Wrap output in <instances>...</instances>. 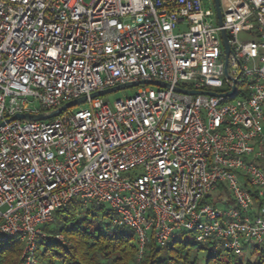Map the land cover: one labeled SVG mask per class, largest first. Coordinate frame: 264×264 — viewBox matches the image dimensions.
Listing matches in <instances>:
<instances>
[{
    "label": "built area",
    "instance_id": "obj_1",
    "mask_svg": "<svg viewBox=\"0 0 264 264\" xmlns=\"http://www.w3.org/2000/svg\"><path fill=\"white\" fill-rule=\"evenodd\" d=\"M219 2L221 26L201 0H0V244L21 243L20 264L72 200L107 205L136 264L181 233L264 252V0ZM144 81L168 88L91 99Z\"/></svg>",
    "mask_w": 264,
    "mask_h": 264
},
{
    "label": "trees",
    "instance_id": "obj_2",
    "mask_svg": "<svg viewBox=\"0 0 264 264\" xmlns=\"http://www.w3.org/2000/svg\"><path fill=\"white\" fill-rule=\"evenodd\" d=\"M113 218L110 210L105 211L95 202L70 201L41 228L47 239L37 243V264H136L137 240L128 229L114 227L109 230ZM58 235L70 246L57 244L55 237ZM22 248L18 241L0 244V264H20ZM192 249H199V246L178 242L174 246L157 248L150 239L138 264H194L190 259ZM224 258L212 253L206 258V264H264V257L258 263L232 256Z\"/></svg>",
    "mask_w": 264,
    "mask_h": 264
},
{
    "label": "rangeland",
    "instance_id": "obj_3",
    "mask_svg": "<svg viewBox=\"0 0 264 264\" xmlns=\"http://www.w3.org/2000/svg\"><path fill=\"white\" fill-rule=\"evenodd\" d=\"M90 1L91 0H85V3L88 4V3H90ZM201 1H202L203 8L205 10H209V11L214 10L212 0H201ZM209 20L211 21L210 23H214V24L216 23V18H212ZM242 39H243V36L240 35L239 40H242ZM134 91H135V89H128L125 91L116 92L114 94L103 97V99L112 108V105L116 100L124 99L125 97H130L134 93ZM75 108H76V110L79 108L83 109V108H87V106L86 105H80L79 107H75ZM217 196H218L217 192L211 194L210 195V202L219 203V201L217 200ZM227 196H229L228 193H226V197ZM229 203H230V201H229ZM102 206H103V209L105 211H109V207L107 205H102ZM218 206H220V205H218ZM103 229H106V226H103ZM113 229H115L114 226L110 225L109 230H113ZM176 239L178 240L179 243H190L191 245L195 244L194 243V235H192V234L181 233V234H178L176 236ZM22 252H23V248H22ZM243 252H244L243 259H241V260L244 262L258 263V262L262 261V259L264 257V252L260 253V252L252 250L251 248H245V249H243ZM212 253H213L212 247L199 246V249H192L191 250V254H190L191 262H193L194 264H206V258ZM219 255H220V258L225 259L224 254L220 253ZM20 259H21V257H20Z\"/></svg>",
    "mask_w": 264,
    "mask_h": 264
},
{
    "label": "water",
    "instance_id": "obj_4",
    "mask_svg": "<svg viewBox=\"0 0 264 264\" xmlns=\"http://www.w3.org/2000/svg\"><path fill=\"white\" fill-rule=\"evenodd\" d=\"M212 1H213V7H214L218 26H221L222 25V12H221V8H220V2H219V0H212ZM220 37H221L222 47H223V51H224L225 74H226V64H227V58H228L230 49H229L228 44H227L226 34L224 32H221ZM138 86H154V87H160V88H168L167 85L160 83V82L144 81V82H138V83L128 84V85H124V86H118V87H115V88H112V89H109V90H106L103 92L95 93L91 96V99L108 96V95H111L113 93L120 92V91L127 90V89L136 88ZM176 91L182 92L179 89H177ZM183 93H185V92H183ZM186 94H189V95L203 94L206 96H215L213 93H200V92H186ZM232 95H233V92H230L227 94V96H232ZM84 101H85L84 98L72 101V102L64 105L60 110H58V111H56V112H54L48 116H43V115H16V116L12 117L10 119V121H20V120L29 121V122H32V121H48V120L55 118L60 113L82 104ZM1 126H3V125L1 124L0 127Z\"/></svg>",
    "mask_w": 264,
    "mask_h": 264
}]
</instances>
